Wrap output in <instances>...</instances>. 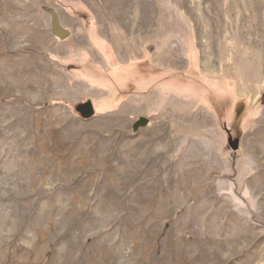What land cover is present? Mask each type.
Segmentation results:
<instances>
[{
  "label": "rangeland",
  "instance_id": "1",
  "mask_svg": "<svg viewBox=\"0 0 264 264\" xmlns=\"http://www.w3.org/2000/svg\"><path fill=\"white\" fill-rule=\"evenodd\" d=\"M0 264H264V0H0Z\"/></svg>",
  "mask_w": 264,
  "mask_h": 264
},
{
  "label": "water",
  "instance_id": "2",
  "mask_svg": "<svg viewBox=\"0 0 264 264\" xmlns=\"http://www.w3.org/2000/svg\"><path fill=\"white\" fill-rule=\"evenodd\" d=\"M53 33L55 36L59 37L60 39L64 40L67 38L68 34L65 32V30L59 25L57 19L53 20ZM82 116L84 118H89L93 116V109L90 103H87L84 105V107L81 110ZM147 120L146 119H141L136 123V126H144L146 125Z\"/></svg>",
  "mask_w": 264,
  "mask_h": 264
}]
</instances>
